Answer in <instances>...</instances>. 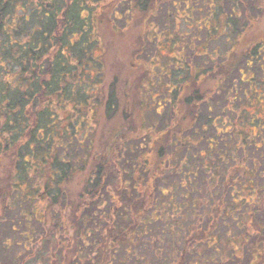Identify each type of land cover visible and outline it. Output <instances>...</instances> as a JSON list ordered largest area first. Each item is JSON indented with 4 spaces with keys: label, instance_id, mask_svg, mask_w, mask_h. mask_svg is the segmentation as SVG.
Returning <instances> with one entry per match:
<instances>
[{
    "label": "trees",
    "instance_id": "obj_1",
    "mask_svg": "<svg viewBox=\"0 0 264 264\" xmlns=\"http://www.w3.org/2000/svg\"><path fill=\"white\" fill-rule=\"evenodd\" d=\"M229 1L233 7L236 3L238 13L246 7L244 0ZM192 3V13L198 4L199 12L204 8ZM180 4V0H0V172L6 163L10 166L9 177L0 185V228L32 232L40 227V244L55 246L42 264H264V217L253 208L254 198L231 207L242 202L236 184L257 193L256 167L244 171L236 166L229 175L222 192L229 196V213L222 193L215 195V182L205 189L201 185L203 178H215L218 163L234 160L230 149L236 146L254 148L248 157L252 162L261 158L255 151L262 148L264 162V123L252 115L239 120L247 114L241 107L247 105L244 95L250 85L241 76L244 68H236L242 62L246 70L264 69V37L243 50L240 42L249 22L239 31L233 7L227 15L219 5L227 22L212 21L209 29L201 30L213 29L219 37L231 30L235 45L209 68L200 63L207 57L201 52L209 51L211 41L204 39L196 51L200 58L196 68L194 56L189 61L182 50L185 46L191 50V39L198 38L179 33L176 52L182 69L161 79V85L143 80L136 86L131 112L153 110L162 118L160 126L146 134L142 121H133L127 112L116 83L105 79V60L99 54L104 12L109 11L111 23L120 19L119 12L125 26H140L139 54H145L146 39L156 51L152 34L175 37L158 24L167 27L171 18L176 28L178 20L186 22L176 18ZM235 68L241 77L228 87L229 104L221 103L218 113L215 96L222 93L225 98L224 83ZM144 69L147 74L151 70L147 63ZM244 83L248 88L247 93L242 90L241 100L238 85ZM255 83L258 91L260 84ZM234 103L243 114L236 113L237 125L230 121V112L238 108ZM101 116L107 125L120 120L123 124L106 134L99 132ZM216 121L221 122L218 132ZM241 122L256 128L258 137L243 136ZM209 128L215 137H204ZM200 141L216 156L215 162H205L197 147ZM239 175L245 177L241 182ZM222 226L225 237L239 231L229 239L234 244L218 246L215 236ZM56 234L57 240L52 239ZM146 247L152 258L140 261L136 251ZM207 251L212 255H205Z\"/></svg>",
    "mask_w": 264,
    "mask_h": 264
},
{
    "label": "rangeland",
    "instance_id": "obj_2",
    "mask_svg": "<svg viewBox=\"0 0 264 264\" xmlns=\"http://www.w3.org/2000/svg\"><path fill=\"white\" fill-rule=\"evenodd\" d=\"M181 4L178 6V10L176 11V18L181 17L186 20V24L183 23L182 20H178L175 28L174 20L170 18L168 22V26L164 27L162 24H158V28L161 29L163 32H168L175 34V37H172V35H166V34H161V35H155L152 34V36L155 37L156 39V51L152 47V44L149 45L148 40L146 39V53L150 57V59L145 58V54H139V44L141 43L140 41V34H141V28L139 25H131V26H125L124 24V15L120 14L117 12L116 14L120 18L119 20H113L111 23V16L110 13L107 15L109 12L108 10L104 12L103 17V22L101 24V32L103 35V43L101 46L102 51L99 52V54H102L104 56L105 60V79L106 82L109 84L111 83H116V92L122 96V103L123 105L125 104V107L127 108V112L131 113V117L133 121L137 120V122L142 121V124L145 125L142 127L144 133L146 134L150 132L151 130H154L155 128H158L160 126L159 122L161 121L162 118L157 117L155 115L153 110H149L147 112L141 111V110H133L131 112L132 105L134 104L137 96V84L143 80L145 82H148V80L152 81H157L159 85H161V79H167L170 74L178 70V68L182 69L181 67L184 66L182 59L179 57L178 53L176 50L178 49V41L179 37L178 34H183V35H188L191 37V35L194 34V37L197 36L198 39H191V42L189 43L191 50L185 46V49L182 50V53L186 59H190L194 56V59L192 58L194 66L197 68L199 66L198 64H204L205 62L207 63V67L213 68L214 65L218 64L219 60H223L224 58L227 57L225 55V52L230 49V47L235 45V36H232L231 30H226V32L223 31V36L219 37L216 35V33L213 32V29H210V32L207 33V31L201 30V28L209 29V26L212 24V21L215 22H223L227 19L223 16L220 15V11H222L223 14H230L231 8L233 5L229 0H180ZM193 2L197 1L198 3L203 4L204 8L198 11L199 4L197 5L196 9L192 13V5ZM246 2V7L240 12L238 10V7L235 3V7L232 9V18L234 19L236 17L237 25H238V30L242 31L243 27H245V24L249 22V24L246 26V29L244 30V39L241 40V47L243 50L245 48H249L250 45L256 43L257 40H262L264 37V0H244ZM219 5L221 6V9L219 11ZM247 5H250V9L247 8ZM117 10H120V8H117ZM207 16H206V14ZM192 18L194 20L191 19ZM206 16V17H205ZM239 16V18H238ZM205 17V18H204ZM125 18H127L125 16ZM204 18V19H202ZM202 19V20H201ZM196 20V21H195ZM233 30L234 28L231 27ZM201 30V31H200ZM216 32L219 30L214 29ZM237 30V31H238ZM200 31V32H198ZM100 32V33H101ZM148 38H151V32L148 31ZM153 32V30H152ZM198 32V33H196ZM196 33V34H195ZM150 34V35H149ZM177 34V35H176ZM232 36V37H229ZM211 41H208L209 47L208 50L203 49L201 52V55L203 54L204 59L202 58L200 63L197 56H196V51L201 48V43L204 39ZM140 41V42H139ZM152 43H154L152 41ZM253 46L250 47V49ZM204 48V47H203ZM216 51H215V50ZM213 50V52H211ZM98 54V52H97ZM196 56V57H195ZM145 63L149 65V68L151 69L148 71V74L146 73L144 66ZM261 63V62H260ZM244 64V63H243ZM240 66H236V68L240 67L241 69L244 68V72L242 71L241 76L243 77L244 80H247V84L250 85V92L248 94L244 95V99L246 100L247 105L241 108H244L247 110L246 117L242 116L243 118L239 119L240 121H243L244 118H247L249 115H252V117L261 120L262 123H264V93H259V91L264 92V83H259V80L263 79L264 80V69L260 70L257 66L252 67L250 70L245 69V66L242 65V62L239 64ZM178 67V68H177ZM232 70L229 72V78L226 83H224L225 88L230 87L232 81L234 83V86L237 85L236 80L238 79L239 76L238 71ZM223 70V69H221ZM153 75V76H152ZM253 76L255 81L260 84L258 91L257 88L254 87L256 84L255 81L253 80ZM239 84V83H238ZM239 87V95L240 98L242 97V90L246 91L247 93V86L246 84H242L241 86L238 85ZM165 89V88H164ZM166 90V89H165ZM229 91L230 89L228 88V92H226L225 98L220 97L222 93H220L218 96H215L216 99H218V103L216 106H212L213 109L216 108L217 112L220 113L221 111L219 110V107L221 106V103L228 106V98H229ZM144 94L147 93L145 86L140 90ZM239 98V97H237ZM238 100V99H237ZM242 100V98H241ZM237 103V102H236ZM233 104V108H235L236 105H238V108L234 109V112H230V120L231 122H234V124H238V116L241 114V110L239 108V104ZM241 103V102H240ZM250 103V104H248ZM129 104V105H128ZM131 107V108H130ZM231 108V107H230ZM200 111L205 114L206 110L204 106L200 107ZM239 113L238 116L236 113ZM153 113V114H152ZM243 115V114H241ZM243 119V120H242ZM250 120V118L248 119ZM239 121V122H240ZM245 121V120H244ZM106 119H104L102 116L100 118V122L98 125H100V129L98 130L99 132H102L105 134L110 130V129H115L119 125H122V120L120 121H114L111 124L105 123ZM154 124V125H153ZM236 124V125H237ZM252 124V122H251ZM243 127V136H248L252 137L256 134L258 137L259 131L254 128L253 126H243V122L240 124ZM215 126H217L218 131L221 130V122L216 121ZM102 128V129H101ZM207 128V127H206ZM105 129V130H104ZM197 130V129H196ZM234 131V127H233ZM232 131V132H233ZM236 132V131H234ZM237 133V132H236ZM101 135V133H100ZM204 137H215L217 133L212 132V130L209 128L204 132ZM197 137V135H195ZM238 140V139H237ZM138 141V140H137ZM211 144H215L214 142L211 141ZM198 149L202 150L201 155L204 156L205 162H215L216 156L212 155L210 152L207 151V144H205L204 141H200L197 145ZM231 154L234 157V160L229 162V163H218L221 168L216 171L215 178L211 181L208 179L205 180L203 178V182H201L202 188H207V186H211L214 183V188H215V195L219 197V194L222 193L226 189V184L230 182V176L234 169L237 167H243L244 171L251 170V168L254 166L258 170L257 173H255V176L253 178V183L254 186H257L258 190L255 196L253 193H249V188L248 186L240 187L238 184H233L235 185L236 191L239 189L241 192L240 197L242 198V202L238 203L237 206L232 204L231 207H239L241 206L244 201H250L251 199L254 198V204L253 208L255 210L260 211V217L263 220L264 217V191L262 192V196L260 190H264V178H263V173H264V162L262 163V155H263V150L258 149L255 151V153L261 154V158H257L255 162L250 161L248 157L251 155V152H253L254 148L247 150V149H242L236 146V148L230 149ZM252 157V156H251ZM260 157V156H259ZM242 158V159H241ZM186 159V158H185ZM255 163L257 165H255ZM186 165L190 166V163L186 162ZM10 173V166L9 164L6 163V165L3 167V169L0 172V185L4 186L5 179L9 177ZM240 176V175H239ZM245 177H241L238 179V182L243 181ZM223 181L221 183L220 181ZM246 181V180H245ZM76 183H78V179L76 180ZM253 185V184H252ZM222 197L225 198L224 201V206H226V210L229 213V196L227 192L222 193ZM244 204V203H243ZM13 216V214H11ZM11 216V217H12ZM10 217V216H9ZM242 224V223H240ZM1 225V224H0ZM245 225V222H244ZM240 226V225H239ZM40 231V227H36ZM3 229V230H2ZM236 229V228H235ZM38 231H32L28 232L25 231V229L16 227L14 230H9L7 227L6 228H0V252H1V264H42L43 258L47 257L50 253V251H54L53 248L55 247L54 244H40V240H38V236L40 232ZM225 226H222L220 230H217L216 233V243L218 246H224L227 245V242H233V240H229L230 237H234L238 234V230H233L232 233L230 234V237H225ZM58 234L55 235L52 239H56L59 237L57 236ZM145 243V242H144ZM40 244V245H39ZM234 244V242L232 243ZM147 245V244H145ZM239 244L237 245V247ZM45 247V248H44ZM48 247V248H47ZM226 249V246H225ZM238 249V248H236ZM44 251V253L42 252ZM227 250V249H226ZM136 251V250H135ZM44 255H40V253ZM45 253L47 255L45 256ZM136 253L138 254L139 260L142 261L143 259L146 258V260H151L152 257L150 255L148 256V251L147 247L144 251L137 250ZM205 255L211 256L212 253L210 254V251L205 252ZM227 256V254H224L222 258L224 259ZM218 260V258L216 259ZM220 260V258H219ZM197 264V262H195Z\"/></svg>",
    "mask_w": 264,
    "mask_h": 264
}]
</instances>
